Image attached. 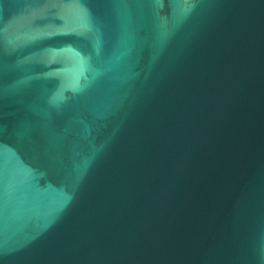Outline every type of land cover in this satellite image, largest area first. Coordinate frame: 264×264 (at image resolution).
Returning a JSON list of instances; mask_svg holds the SVG:
<instances>
[{
	"label": "water",
	"instance_id": "1",
	"mask_svg": "<svg viewBox=\"0 0 264 264\" xmlns=\"http://www.w3.org/2000/svg\"><path fill=\"white\" fill-rule=\"evenodd\" d=\"M0 264H264V0H0Z\"/></svg>",
	"mask_w": 264,
	"mask_h": 264
}]
</instances>
